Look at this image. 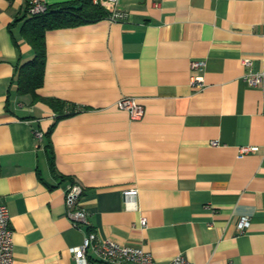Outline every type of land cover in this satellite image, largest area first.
Here are the masks:
<instances>
[{"label": "crops", "instance_id": "1", "mask_svg": "<svg viewBox=\"0 0 264 264\" xmlns=\"http://www.w3.org/2000/svg\"><path fill=\"white\" fill-rule=\"evenodd\" d=\"M29 2L0 0V202L13 264H103L71 251L88 231L157 263L181 253L264 264V84L245 79L264 71V0H119V20L48 29L36 98L17 90V66L33 56ZM124 95L143 106L140 118L117 107ZM48 98L64 101L60 114ZM72 182L88 224L66 214Z\"/></svg>", "mask_w": 264, "mask_h": 264}, {"label": "built area", "instance_id": "2", "mask_svg": "<svg viewBox=\"0 0 264 264\" xmlns=\"http://www.w3.org/2000/svg\"><path fill=\"white\" fill-rule=\"evenodd\" d=\"M94 2L98 0H93ZM104 6H108V19L111 21L119 20L124 17L123 13L117 8L119 0H99ZM47 3L43 0H30L28 5L29 13H42L47 9ZM107 8V7H106ZM242 62L246 66H250L252 61L245 57ZM205 61L194 60L191 63L193 68L204 66ZM246 81L251 85L264 84V71L249 73L245 76ZM193 86H203L201 77L196 76L191 80ZM117 107L128 111L131 119H138L143 114V106L136 102L133 96L124 95L116 101ZM37 137L41 136L39 130H35ZM211 144L217 145L218 141H211ZM249 147H245L247 150ZM82 193V187L76 182L70 183L65 189L66 214L75 226L88 224V213L79 205V197ZM136 189H124L123 196L125 206L134 208ZM249 218L242 216L237 222L239 230H244L249 226ZM141 225H146L145 218L141 219ZM90 250L95 259L103 264H197L187 259L183 254L179 253L172 259L164 263L154 261L150 250L139 245L120 243L109 238H99L94 231H88L80 245L72 247L71 251L78 262H86V253ZM13 240L12 228L9 222L7 207L0 202V264H13Z\"/></svg>", "mask_w": 264, "mask_h": 264}, {"label": "trees", "instance_id": "3", "mask_svg": "<svg viewBox=\"0 0 264 264\" xmlns=\"http://www.w3.org/2000/svg\"><path fill=\"white\" fill-rule=\"evenodd\" d=\"M27 13L22 26L26 39L31 43L33 56L17 66V90L19 94L30 93L35 98L44 78L46 30L64 26H74L108 17L109 10L98 0H73L61 4H48L42 13ZM60 112L64 101L57 98L45 99Z\"/></svg>", "mask_w": 264, "mask_h": 264}]
</instances>
